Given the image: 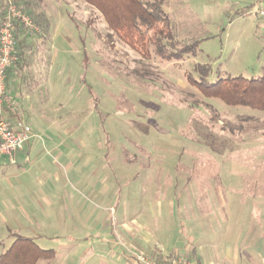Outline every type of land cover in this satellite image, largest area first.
<instances>
[{"label":"rangeland","instance_id":"rangeland-1","mask_svg":"<svg viewBox=\"0 0 264 264\" xmlns=\"http://www.w3.org/2000/svg\"><path fill=\"white\" fill-rule=\"evenodd\" d=\"M40 5L49 36L39 43L36 35L26 55L28 70L9 89L19 86L23 107L36 112L27 121L35 131L69 133L56 140L64 168L43 176V192H52L43 225L39 218L24 219L26 226L10 227L9 233L7 195H1L0 254L13 236H22L55 252L53 260L37 264H126L123 248L111 250L108 243L110 236H121L120 225L136 204L144 206L150 228L166 234L182 221L178 208L167 218L168 203L176 199L181 207L205 198L204 211L220 227L249 232L242 235L251 242L249 251L243 249L248 259L240 260L264 264L258 255L264 254V110L206 98L186 79L195 78V64L211 68L209 82L264 78V33L256 29L257 19L229 17L223 0H165L177 39L209 37L194 57L166 62L150 46L146 58L114 35L108 38L99 14L79 0ZM8 166L9 178L25 169ZM39 190L33 184L16 198H41ZM70 198L80 201L79 209Z\"/></svg>","mask_w":264,"mask_h":264},{"label":"crops","instance_id":"crops-1","mask_svg":"<svg viewBox=\"0 0 264 264\" xmlns=\"http://www.w3.org/2000/svg\"><path fill=\"white\" fill-rule=\"evenodd\" d=\"M27 1L29 2V0ZM42 1L37 0L38 3L34 5L35 14L39 15V17L36 20L37 24L32 21L33 29L25 31L23 29H17L18 48L20 49L21 55L17 62L18 64L16 63L17 65L15 64L10 68L6 74L7 103L4 108V117L13 127L26 123L25 125L31 128L33 135V138L21 150L14 154V164H9L7 159L0 158V180L3 182L0 184V198L3 193L7 195V197L4 195L3 197L7 198V210L10 214L9 219L12 220H10V226L8 227L9 233H12L10 227L19 229L23 225L26 226L23 221L24 219L33 221V218H39L41 219L38 221L39 224H44V219L47 217L43 215V212L50 204V198H46V196L52 192L49 189L43 192V189L47 187V182L43 180V176H49L52 171L51 169H55L56 172L62 169V167L64 168L59 163L64 157L61 152V142L56 140L59 139V135L69 134L63 132L39 133L35 131L27 121L31 117L34 118L36 112L34 114L31 110L28 112V105L25 108L23 107V101L19 97L20 94L15 91V88L19 90V86L11 87V90L9 89L10 83L12 84L13 81L18 83L19 77L28 70L29 64L26 63V55L29 54L28 52H32L30 47L31 43H36V35L38 34L40 37L37 40L39 43H42V39H47L49 36L50 24L44 14L39 12V6L41 7L40 4ZM223 1L227 5L223 9L229 17L233 18L236 15L240 17H255L257 19L255 24L256 29L259 33H264V19L254 13L255 8L263 4L264 0ZM22 4L21 8H24L25 5L23 4L22 6ZM3 5V0H0V9ZM39 22L40 24L38 25ZM46 24L48 25L47 30L44 29ZM22 115L25 117H23L24 120H22ZM18 164H21L25 169L20 170V172L18 170H15L13 173L11 172L9 178L8 174L11 170L8 169L10 168L8 165ZM27 173L32 175V179H19L20 177L26 176ZM3 178L6 179L4 180ZM4 181L6 182L4 183ZM33 184H36L37 189H41L38 191L41 198H16L18 195H27V190L32 188ZM4 186L5 188L2 189ZM70 199H72L70 200L71 205L79 209L80 201L77 198ZM151 199L152 202H155L154 198H145L150 205ZM204 199L192 198L191 201H187L181 207L177 206L176 199L173 204L168 203L167 206L170 211L167 218H171L173 211L178 208L182 221L177 225L178 228L173 226V229L166 234L162 232L159 226L150 228L149 224L145 222L146 210L139 202V204H136L135 213L132 214L130 220L120 225L121 236L117 234V239L110 236L108 245H110L111 250L115 249L117 251V246L123 248L122 253H125L126 264H132L131 255H135L136 253H142L155 261H171L178 255L187 254L193 264H242L240 261L243 259L240 260V258L243 256V249L249 251L246 247L251 245L249 237L247 240L245 239V234L249 232L241 234L240 230L220 227L217 217L210 211H204L207 205L203 201ZM155 203L160 207L161 204L159 202ZM78 213L81 214V212ZM157 216V220L162 219L160 209L158 210ZM14 220H17L16 222L18 224ZM108 235H111V233H108ZM242 235L245 236L242 237ZM258 255L262 257L264 254L261 251ZM243 258L248 259L245 254ZM243 264L245 263L243 262Z\"/></svg>","mask_w":264,"mask_h":264},{"label":"trees","instance_id":"trees-1","mask_svg":"<svg viewBox=\"0 0 264 264\" xmlns=\"http://www.w3.org/2000/svg\"><path fill=\"white\" fill-rule=\"evenodd\" d=\"M18 1L25 5L24 8L19 5L21 11L37 24L39 15L35 14V7L27 0ZM79 1L99 14L111 33L107 36L108 38L114 35L128 48L138 52L141 57L149 58L148 47L150 46L151 53L161 61L180 62L186 57H194L200 43L208 39L196 38L188 43L177 39L173 33L170 18L164 10L165 0ZM47 27L46 24L44 29L47 30ZM17 38L16 31L15 50L19 60L21 54ZM192 71L195 78L187 74V82L204 97L218 99L227 106L264 110V78L250 80L241 77L217 78L215 82H209L211 68L208 65L195 64ZM54 257L53 250L40 248L33 238L13 236L11 244L0 254V264H37L41 260L51 261ZM155 262L164 264L169 261L156 260Z\"/></svg>","mask_w":264,"mask_h":264},{"label":"built area","instance_id":"built-area-1","mask_svg":"<svg viewBox=\"0 0 264 264\" xmlns=\"http://www.w3.org/2000/svg\"><path fill=\"white\" fill-rule=\"evenodd\" d=\"M5 8L0 12V158L7 159L14 164V154L32 138L29 126L19 124L13 127L4 117L7 103L6 74L17 62L15 50V32L17 29H33L31 18L21 11L17 0H3ZM254 13L264 19V3L255 8ZM132 264H161L142 253L131 255ZM164 264H193L187 254L178 255L175 259Z\"/></svg>","mask_w":264,"mask_h":264}]
</instances>
